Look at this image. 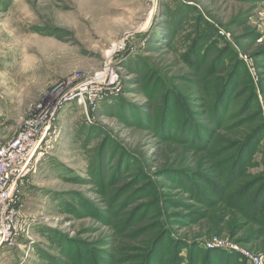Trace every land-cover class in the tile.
<instances>
[{"label": "rangeland", "instance_id": "374dc122", "mask_svg": "<svg viewBox=\"0 0 264 264\" xmlns=\"http://www.w3.org/2000/svg\"><path fill=\"white\" fill-rule=\"evenodd\" d=\"M168 12L184 29L192 15L218 27L248 68L233 53L212 66V49L201 70L186 64L184 31L164 39ZM107 67L118 96L59 103ZM153 71L188 96L183 111L164 117L156 86L149 99ZM55 109L51 147L21 188L25 233L0 264H179L189 244L195 264H223L199 245L264 258V0H0V141Z\"/></svg>", "mask_w": 264, "mask_h": 264}, {"label": "built area", "instance_id": "2783aa9c", "mask_svg": "<svg viewBox=\"0 0 264 264\" xmlns=\"http://www.w3.org/2000/svg\"><path fill=\"white\" fill-rule=\"evenodd\" d=\"M221 33L223 34L222 31ZM69 84L71 87L59 103L76 102L87 106L89 101L96 105L106 96L115 97L122 91L119 75L108 67L97 76L74 78ZM55 116L56 109L51 112L49 118L41 117L40 120L30 122L26 130L11 140L0 141V251L16 245L25 233L20 219L21 188L33 165L51 147ZM207 246L210 247V244ZM219 246L241 253L253 264H264L263 257L254 256L237 245Z\"/></svg>", "mask_w": 264, "mask_h": 264}, {"label": "trees", "instance_id": "16d2710c", "mask_svg": "<svg viewBox=\"0 0 264 264\" xmlns=\"http://www.w3.org/2000/svg\"><path fill=\"white\" fill-rule=\"evenodd\" d=\"M192 8V6H187L186 4H183V2H179V6L178 8ZM177 12H168L165 13L164 15L168 16V18H166L167 21H164L162 23L163 29L165 30L163 32V34H165L164 39L165 41L170 42V44L172 45L173 42H176V39L178 37V35L180 34V32L184 31L182 36L183 40L185 43L188 42L187 47L184 51V62L188 65H190L191 67H194L196 70H201L200 68H202V63L204 62V60L207 58V56L209 55L210 50H218L219 52V56L215 57V59L213 60V64L212 66L216 67L217 64L219 65V61H221L222 63L224 62V59L228 60L227 55L230 53H233V56L235 54V65H240L241 67H246V69L248 68L245 64V62L239 57V55H236V53H234V51L230 48V46L228 44H225L224 46L221 45V42L223 40V35H221L219 33V28L218 27H214V25H212V23H210L209 21H207L206 19H204L203 17H193V15L191 16V19L194 20L192 25H189V27H187L186 29H184L186 22L184 20V18L179 17L178 13L175 14ZM180 13V12H179ZM162 34V35H163ZM162 35L160 36V38L162 37ZM162 40H159V42ZM229 62V61H228ZM151 70V69H150ZM236 71V70H235ZM150 75V79L147 81H151L153 78V85L150 88V86H148L147 90V94L149 96V99H153L154 97V86H156L157 83V74H155V72H149ZM204 76L210 75L212 74V72L210 71V69L204 70L203 71ZM235 76V75H234ZM234 76L230 78V75L227 77H217L216 78V83L218 84L216 89L214 90V92L216 93V91L220 88L219 93L216 97L209 98V100L211 101L213 99V105L212 107L215 108L216 103L218 102V100L225 94V90L228 88V84L229 81L231 79H234ZM156 78V79H155ZM252 79V78H251ZM216 86V85H215ZM158 87V86H156ZM153 88V89H152ZM160 89H163V95L161 97L162 100V111H164V117L165 116H169V114H172L173 112H175L176 108L179 107V109L181 111L184 110V108L186 107L187 103H188V96L185 94H181L179 89L169 85V83L166 81V85L164 84H160V86L158 87ZM215 88V87H213ZM202 91V89H201ZM203 92V91H202ZM205 96V95H204ZM198 100H196L197 102ZM201 102V101H200ZM152 122L151 124H153L152 121V117H150L149 115H145L144 116V120L146 118ZM163 117V118H164ZM173 118V116H171V119ZM162 121L164 119H161ZM165 126H167V124H165ZM261 126H264V122ZM260 126V127H261ZM169 128V126H168ZM218 128L222 129L223 127L219 126ZM252 136V135H251ZM170 137H173V135H170ZM250 140V136L247 138V140L245 141V143H243L241 146L244 147ZM241 147V148H242ZM264 181V180H263ZM264 209V204L261 206L259 212L261 210ZM192 244L189 245H183L182 247H180L179 249H176L175 252V256L177 259H188L189 261H181L179 264H183L184 262H188L186 264H195V259L192 255L191 259V250L190 247H192ZM198 247V246H195ZM199 249L200 252H203L204 254H209L210 258H212L213 260H215V258L219 257L220 261L223 264H247V259L246 257H244L241 253L239 252H235V251H230V250H221L219 252L216 251V255L212 254V252H210V250L208 249H204L202 248V246L199 245ZM187 250L186 252V257H184L183 255V251ZM194 254V253H193ZM185 264V263H184ZM200 264V262H199Z\"/></svg>", "mask_w": 264, "mask_h": 264}, {"label": "crops", "instance_id": "0c3cea01", "mask_svg": "<svg viewBox=\"0 0 264 264\" xmlns=\"http://www.w3.org/2000/svg\"><path fill=\"white\" fill-rule=\"evenodd\" d=\"M4 251H5V250H1V251H0V255H1V253H4Z\"/></svg>", "mask_w": 264, "mask_h": 264}]
</instances>
